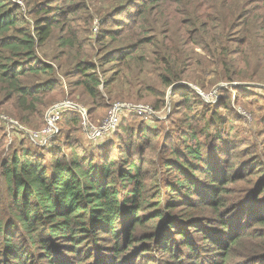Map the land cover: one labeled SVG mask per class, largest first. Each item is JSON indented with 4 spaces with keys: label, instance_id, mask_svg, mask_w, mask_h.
I'll return each mask as SVG.
<instances>
[{
    "label": "trees",
    "instance_id": "1",
    "mask_svg": "<svg viewBox=\"0 0 264 264\" xmlns=\"http://www.w3.org/2000/svg\"><path fill=\"white\" fill-rule=\"evenodd\" d=\"M220 1L227 12H221ZM251 1L125 0L116 8L117 31L128 32L124 37L130 40L113 59L120 70L103 79L97 65L80 61L68 72L83 90L89 119L97 122L99 109L109 111L116 103L110 101L125 98L121 84L127 82L120 74L128 77L142 66L138 53L144 47H157L161 83L176 84L172 97L182 93L176 107L186 110L183 133L162 149L161 154L170 155L164 159L152 146L158 132L143 122L129 123L138 116L123 119L112 137L92 151L68 137L69 153L60 142L45 158V148L25 138L27 145L22 143L2 165L6 194L0 192V264H264V161L254 156L252 146L229 148L223 113L207 116L204 100L190 86L200 78L183 63L195 61L191 49L201 46L222 79L240 80V65L250 61V49L264 44V10L250 31ZM24 2L25 8L16 0H0V101L24 125L32 116L42 119V128L46 98L58 91L61 78L54 64L40 58L39 48L59 27L65 32L63 45L73 49L69 23L86 5ZM254 2L264 8V0ZM176 7L182 8L191 34L184 41L189 50L173 48L170 38L157 40L165 32L154 21L177 15ZM168 25L171 32V21ZM127 96L138 95L128 91ZM166 103L163 98L153 106L160 110ZM196 106L200 110L192 114ZM197 119L205 121L201 132ZM65 120L82 132L81 113L66 111L61 124ZM215 124L223 129L212 131ZM228 148L236 152L229 155ZM113 149L119 152L115 157ZM161 165L166 180L157 177Z\"/></svg>",
    "mask_w": 264,
    "mask_h": 264
},
{
    "label": "rangeland",
    "instance_id": "2",
    "mask_svg": "<svg viewBox=\"0 0 264 264\" xmlns=\"http://www.w3.org/2000/svg\"><path fill=\"white\" fill-rule=\"evenodd\" d=\"M16 2L25 8L24 0H16ZM76 2L81 5L85 4L86 8L81 9L78 15L69 23V26L71 25V27L68 28V31L71 32V34L69 33V36H72L75 40L74 48L69 49L63 45L60 36L65 32L57 27L54 29L50 40L40 47L38 51L42 60L54 64L59 73V77L61 78V81H59L60 85H58V91L46 98L47 105L44 108V111H46L51 105L66 98L72 99L82 106H86L87 103L83 102V90L74 83L75 78L68 74L69 69L73 68L77 62L80 61L94 63L97 65L98 74L101 78L105 79L106 77H111L113 76L112 74L114 71L118 72L120 70V64L113 59L118 58L120 49L125 48L130 41L124 37L128 32L117 31L115 25L114 15L116 8L120 5H124L123 2H125V0H76ZM218 4L221 12L226 11V7L222 1ZM247 6V8L252 11L250 19L248 18L251 21L249 22L251 31V27H256L258 17L260 18L264 8L261 3H256L254 0ZM255 6L258 8H254ZM176 8L178 9L177 15L163 16L159 18V20L157 19L158 21H154V26H158L165 32L163 37H157V40H159V44H161L162 39L167 40V38H170L172 42L169 45L173 48L177 50H189L184 46V41L191 34L188 32L187 27H185V24L182 21L183 15H180L182 8ZM30 21L31 23L33 22L32 19H30ZM170 21L173 30L168 32V22ZM236 24H238V22ZM130 25L131 23H129L128 26ZM113 32H116V34L112 37L109 34ZM131 33L132 32H130V34ZM138 34L139 32L135 33V35ZM236 36L239 35L237 34ZM158 52L159 49L157 47L151 48L147 46L144 47L142 52L138 53V55L142 56L144 59L142 66L138 65L139 68L136 67L133 69L128 77L125 72L120 74L121 82H123V80L127 82L126 84H121V87H124L123 93H125L123 95L125 98L112 100L110 103L131 100L130 102L135 101L138 103H145L154 108L153 104H155V102L165 98L167 102L166 105L160 108V110L154 108L159 113L151 120L138 117L129 122L138 126L143 122V124L147 125L150 130H156L154 132H158V138L154 139L152 146L158 148V158L160 157L161 159H164L170 155L161 154L162 149L177 142L180 137L179 135L183 133H181V121L184 118L186 110L184 108L176 107L182 93H176L172 97V91H176V84L166 87L160 81V71L158 69L159 61L156 57V54H159ZM249 55L251 56L250 61L240 65V71L238 73H241V77L238 81H226L222 79L220 74H218L220 68L215 65V60L209 55H206L201 46H193L191 49V56L196 59L193 61L194 65L193 62L188 63L186 60H184L183 63L189 68L193 66L192 70L195 71L196 76H199L200 78V80L190 84V86L198 91L202 100H204V103L207 106V116H212L213 112L216 110L223 113L222 117L226 126L223 135L230 139L229 148H237V150H240L244 147L252 146L254 156H258L263 162L264 44L260 43L255 49H250ZM128 91H132L138 96L129 98L127 96ZM103 93L107 96L104 91ZM223 100H228L227 106L219 105ZM199 108L200 107L198 106L194 107V109L197 110H192L191 113L198 114V110H200ZM107 111L108 109L106 108L104 110L99 109L94 116L97 118L100 117L99 120L104 119L106 113H108ZM195 116L198 117V115ZM3 117H6L10 121H19L16 111L8 109V105H5L0 101V192L6 194V184L2 179L3 175H1L2 165L5 161L10 159L13 152L16 148L20 147L22 143L27 145V139H25L27 137L11 130L8 126L9 122ZM204 122L197 119L196 129L200 131ZM28 123L29 124L26 125L28 128L37 130L41 128H38V126L42 123V119H35V117L32 116ZM60 128H63L60 135L61 138L59 139L58 137V142L56 141L52 147L45 148V158L50 157L47 154L54 147H60V142H62L63 150L65 149V151L69 153L70 151L67 149L68 144H64V139L68 137H70L71 140L83 144V148L87 150L92 151V148L99 145L86 140L83 133L80 131L79 125H72L71 122H66L65 120L62 124L60 122ZM211 129L216 132V130L223 129V127H218L217 124H215L212 125ZM150 130L148 134L152 135L153 132ZM167 137L169 138L168 140L166 139ZM62 138L63 141L61 140ZM208 140L209 144H211L210 137ZM137 148L138 144L134 146L133 154L136 158H138L136 152ZM229 148V155L236 152V150L231 151ZM63 150H61V154L64 152ZM113 150L114 151L111 150V155H114L115 157L119 152L116 149ZM237 160L238 161L235 162H239V159ZM162 165L160 168L157 167V171L154 166H152L150 170H155L158 178H164V180H166L167 178L165 177L167 173L161 170ZM239 184L243 185L244 183L241 182Z\"/></svg>",
    "mask_w": 264,
    "mask_h": 264
},
{
    "label": "built area",
    "instance_id": "3",
    "mask_svg": "<svg viewBox=\"0 0 264 264\" xmlns=\"http://www.w3.org/2000/svg\"><path fill=\"white\" fill-rule=\"evenodd\" d=\"M66 111L81 113L83 117L82 133L86 140L93 144H102L116 132L123 119L130 116H138L152 119L157 112L152 106L145 103L130 101L116 102L111 105L104 119L94 122L89 119L87 109L72 99L66 98L51 105L45 114V125L37 130L28 128L18 120L4 118L11 130L26 136L35 146L48 148L56 142L61 128L60 122ZM9 130V131H11Z\"/></svg>",
    "mask_w": 264,
    "mask_h": 264
}]
</instances>
